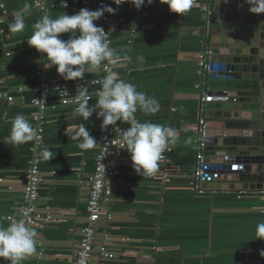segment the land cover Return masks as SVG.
I'll return each instance as SVG.
<instances>
[{
  "label": "crops",
  "instance_id": "crops-1",
  "mask_svg": "<svg viewBox=\"0 0 264 264\" xmlns=\"http://www.w3.org/2000/svg\"><path fill=\"white\" fill-rule=\"evenodd\" d=\"M1 1L6 11L0 12L4 31L0 34V91L13 96L11 101L0 98V226H7L17 219L31 156V141L16 146L5 139L10 135L11 121L23 114L32 125L31 101L41 79L76 90V80H64L55 67L45 68L46 58L43 60V54L25 40L33 33L32 25L44 15L55 18L75 14L81 8H96L93 0H42L47 6L45 11L33 6L34 0ZM211 1L192 0L191 9L181 16L170 12L160 0L147 8L124 5L121 10L115 9V14L107 13L109 20L102 23L109 33L110 48L120 58L113 64V72L159 103L157 112L138 110L135 118L170 126L176 130L177 139L169 145L165 161L159 162L152 176H139L125 150L118 164L120 183L109 205L103 206L111 218L103 216L97 226L99 232L107 233L106 242L113 256L95 259L97 264H264V241L255 235L256 224L264 222V195L257 193L263 189L225 188L211 195H197L190 188L199 100L202 90L208 89L207 78L202 84L196 71L197 61L208 45L187 28L199 26ZM17 13L25 16V28L12 32L9 23ZM260 23L258 43L262 44L264 19ZM61 38L67 39L68 34ZM210 57L228 61L234 56L227 54L226 47H220L209 52L207 59ZM99 70L86 72L83 80L98 75ZM82 88L91 94L88 105L92 106L97 98L95 87L83 81ZM78 106L61 105L55 94L49 93L38 147L42 182L36 205L51 217L40 221L36 251L19 264H66L73 256V245L86 219L88 177L97 148L96 144L81 147L84 138H72L79 124H84L94 139L96 136L95 112L84 121L75 114ZM206 124L210 129L223 128V122L214 119L206 118ZM129 126L124 122V128ZM44 147L51 150V160L41 155ZM222 157L211 155L209 159ZM165 171L168 174L162 177ZM243 190L254 193L239 194ZM100 242L98 235L95 243ZM0 264L10 262L0 258Z\"/></svg>",
  "mask_w": 264,
  "mask_h": 264
},
{
  "label": "clouds",
  "instance_id": "clouds-1",
  "mask_svg": "<svg viewBox=\"0 0 264 264\" xmlns=\"http://www.w3.org/2000/svg\"><path fill=\"white\" fill-rule=\"evenodd\" d=\"M124 2L125 0H113L117 5ZM128 2L139 9L145 2L150 4L152 0ZM160 2L166 4L170 12L180 16L192 7V0ZM246 2L251 5V13H264V0ZM115 11L113 7L104 5L96 10L81 8L75 14L64 13L55 18L44 15L32 25L33 33L25 41L28 46L43 54V60L46 58L47 63H43L45 68L55 67L64 80H82L86 72L96 71L104 61L116 64L120 59L110 48L107 38L109 33L94 23L105 13L115 14ZM24 28L25 16L15 14L9 23V29L20 32ZM62 34H68V38L62 39ZM137 59L142 61L143 57L138 56ZM100 84L101 89L92 106L88 105L90 97L87 89H81L79 106L74 110L76 116L88 121L95 112L97 118H102V128L117 125V121L129 122L130 126L127 128L117 126L121 135V149L128 152L133 170L139 176L154 175L164 151L170 144L176 143V130L159 123L138 121L134 115L138 110L155 113L159 110V103L155 98L138 91L133 83L120 79L118 73L107 74ZM34 137L35 132L28 119L23 114L15 115L11 121L10 135L5 138L9 145H24ZM81 137L84 138L81 147H92L97 143L84 124L78 125V132L72 138L79 140ZM41 155L46 160L53 158L48 147L41 150ZM255 235L257 239L264 241V222L256 224ZM36 244V232L24 219H13L7 226H0V258H6L10 264H19L26 255L34 253Z\"/></svg>",
  "mask_w": 264,
  "mask_h": 264
},
{
  "label": "water",
  "instance_id": "water-1",
  "mask_svg": "<svg viewBox=\"0 0 264 264\" xmlns=\"http://www.w3.org/2000/svg\"><path fill=\"white\" fill-rule=\"evenodd\" d=\"M250 6L246 0H213L209 22L203 13L198 27L187 28L205 39L210 53L226 47L234 56L209 58L218 70L207 74L213 98L205 102V115L223 128H207L203 153L227 159L220 164V183L205 187L264 190V43H258L264 13H251Z\"/></svg>",
  "mask_w": 264,
  "mask_h": 264
},
{
  "label": "built area",
  "instance_id": "built-area-1",
  "mask_svg": "<svg viewBox=\"0 0 264 264\" xmlns=\"http://www.w3.org/2000/svg\"><path fill=\"white\" fill-rule=\"evenodd\" d=\"M95 8H101L104 5L113 7L114 9L121 10L124 5H132L128 0L119 5L113 3V0H93ZM76 2V0H73ZM156 3L152 0L149 4L145 2L140 8H147ZM33 6L40 11H45L47 6L42 0H34ZM6 11L4 3L0 0V12L3 14ZM205 21L208 23L210 19V8L207 7L204 12ZM109 20V15L105 13L101 18L95 21L98 26ZM103 27V26H102ZM104 28V27H103ZM105 32L108 31L104 28ZM0 34H4L3 29L0 27ZM209 55L208 47H204L203 53L197 61V73L201 76V83L204 84L207 74L216 72L218 69L214 67V63L208 60ZM113 72V64L104 61L100 67L99 74L92 76L86 80H76V90L70 89L67 85L54 82L50 83L47 80L41 79L40 82L34 87L35 95L32 98L33 111L31 114L32 127L35 132V137L31 141L30 146V159L26 174L23 178V186L21 196L17 208V219H24L29 227L36 232V241L39 242L38 229L40 221H49L50 213L45 210L38 209L36 199L38 196V189L42 182V173L39 167L40 156L38 147L42 141L43 126L45 122V111L48 104L49 93H54L61 105L74 104L78 105L80 102L79 93L80 85L83 81L88 85L95 87L96 93L101 89L100 81L109 73ZM21 90V88L19 89ZM91 98V94L87 93ZM0 98L11 101L13 96L7 91H0ZM213 96L208 93V90H202L199 100L198 112L199 116L196 123V152L195 163L190 174V188L197 195H211L217 191H224L221 188L205 187L203 183H215L219 181L220 164L227 159L223 156L220 160L206 159L203 153L205 146V137L207 134L206 124V108L205 102L211 101ZM102 118L96 120V152L94 155V166L91 174L88 177V190L86 198V219L84 225L79 230V239L73 245V256L66 264H97L95 259L111 258L113 253L109 250L106 242L107 233L99 232L97 230L98 223L101 218L109 220L111 213L109 210L104 209V205H109L113 193L117 190L120 183L118 164L122 161L125 149L122 148L121 135L117 130V126L121 129L124 128V122L117 121V125H109L102 128ZM170 150L168 147L162 154L160 162L166 159V153ZM168 174L165 171L162 177ZM1 180V179H0ZM254 191L243 190L239 194H252ZM258 194L264 195V190L258 191ZM264 211V207H263ZM104 216V217H103ZM100 236L102 242L95 243L97 236ZM105 240V241H104ZM264 252V246H263Z\"/></svg>",
  "mask_w": 264,
  "mask_h": 264
},
{
  "label": "bare ground",
  "instance_id": "bare-ground-1",
  "mask_svg": "<svg viewBox=\"0 0 264 264\" xmlns=\"http://www.w3.org/2000/svg\"><path fill=\"white\" fill-rule=\"evenodd\" d=\"M214 126H215V124H214Z\"/></svg>",
  "mask_w": 264,
  "mask_h": 264
}]
</instances>
